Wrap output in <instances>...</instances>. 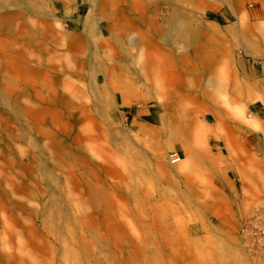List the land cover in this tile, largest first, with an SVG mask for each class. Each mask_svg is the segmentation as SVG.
Masks as SVG:
<instances>
[{
	"label": "rangeland",
	"instance_id": "obj_1",
	"mask_svg": "<svg viewBox=\"0 0 264 264\" xmlns=\"http://www.w3.org/2000/svg\"><path fill=\"white\" fill-rule=\"evenodd\" d=\"M7 1L0 0V264H264V253L249 254L237 235L264 199V146L251 140L259 135L248 124L264 121L252 86L264 82V0L180 4L194 26L211 32L210 76L201 82L216 78L209 89L228 120L197 93L182 108L175 86L153 85L157 98L136 83L115 98L96 94L88 73L79 79L82 54L100 42L113 49L96 26L101 0ZM169 1L142 6L169 14ZM62 78L71 90L58 88L55 103L50 87ZM185 78L191 89L193 76ZM178 131L183 141L174 139ZM127 208L164 215L138 217L143 229Z\"/></svg>",
	"mask_w": 264,
	"mask_h": 264
},
{
	"label": "bare ground",
	"instance_id": "obj_2",
	"mask_svg": "<svg viewBox=\"0 0 264 264\" xmlns=\"http://www.w3.org/2000/svg\"><path fill=\"white\" fill-rule=\"evenodd\" d=\"M26 1L27 0H8L7 2L17 5L19 3L22 4ZM171 1L174 2V0ZM176 1L180 5L182 3L194 4L196 0ZM146 2H149V0L100 1L99 6H101L104 14L102 13L103 15L98 19V22L96 23V26L99 29L98 34L100 33L102 36H104L105 33H108L109 37L107 42L113 47V49L112 52L103 51L104 43L100 42V45L94 48L93 53L88 52L84 56L82 54V60L79 63L80 71L77 74L78 78L82 79L88 73L92 88L96 94L101 95L108 90L115 96V98L117 97V95L125 98V96L134 88L133 85L136 83H139L147 93L149 91H152L155 97H157V94H160L161 91H158L157 88L153 89V85L158 86L161 84L162 87L161 85L159 87L161 88V90H164V92L170 89L173 90V87L175 86V98H177L178 102L179 99L181 100L182 108L183 98L197 93L200 98L205 97L209 103H214V106L212 105L211 108L215 109L213 112V114H215V117L221 114L224 116L225 120H228L229 116L227 115V112L221 109L220 105L215 104L216 102L218 104V101L216 100V96L211 94V91L217 84L216 78H212L215 83H210L209 85L202 84L201 82V78L209 74L208 67L205 63L208 58V55L206 54L208 52V49L205 47V45L208 43V40L210 38L209 34L211 33L209 29L201 30L202 27L199 28L198 26H194L197 25L194 19L192 18L193 20H191V18H189L190 16H186L185 13H183L182 9L180 8L181 5L179 6L177 4V7H173L172 2L169 1L168 4L171 7V12L169 14H164L162 12H153V14H146L145 5L142 6V4H145ZM114 6L116 8L114 10L111 9V7ZM128 8L130 11L127 12ZM262 8H264V6H262ZM134 11L137 12H135L136 14L133 16ZM87 19H90V17L87 16ZM102 21L104 23L106 22L105 28L103 30L101 28ZM212 31L217 33L218 35L224 36V34H222L221 31L217 30V28H212ZM228 31H230V29H227L225 32H227L228 34ZM201 34H204V36H202ZM200 36H202L201 38L204 40H202ZM180 43L187 46V50L185 52H180V50L177 49V45ZM180 48H182V46H180ZM132 49H136V51H133ZM83 52L85 53L84 50ZM24 59H26V56L24 57ZM27 64L29 65V63ZM177 65H180L182 70L177 67ZM130 69L133 72H131ZM50 71L55 74L58 69L53 65L52 67H50ZM198 72L200 73V76H197L196 73ZM41 73H43V71H41ZM60 74L61 76H63L64 70H61ZM189 75L193 76L194 81L191 89L188 88L185 80V77ZM70 76H73V74L70 73ZM209 76L210 75H208V77ZM58 81L59 84L57 88L55 87V84L50 87L51 95L53 94L52 97L54 98L55 103L56 100H59V97H61L59 96L60 94H58V88H62L67 92L71 90V80L62 78ZM210 85H213L212 90L209 89ZM252 86L253 89H257V91H259L260 93V96L258 95L257 98L264 101V82L256 81L253 82ZM163 87L164 89H162ZM167 94L168 93L165 94V97L167 96ZM68 104L69 102H66L65 106L68 107ZM160 106L163 107L164 105L162 104ZM157 107H159V105H157ZM98 110L100 112H104L102 103L99 104ZM179 110V114L181 111L183 112L182 109ZM66 112L68 113V111ZM245 121L246 120L243 117V128L245 126ZM248 122L250 130L259 135L258 139H256V137L250 136L251 140H257L256 142L258 144L264 146V121L254 119ZM185 136L186 134L184 135L183 133L178 131V134L174 139L178 137V140L181 139L183 141ZM170 138L172 137H169V139ZM227 140L224 142V144L227 148H229L230 144ZM103 201H106L105 197ZM126 212L136 222H138L139 220L138 217H141L144 221H147L148 218L149 220L155 222L156 219L161 218V216L164 215V213L162 212L160 213L156 210L153 211L152 208L144 209L142 211H139L138 213H133L130 208H127ZM140 222L141 223H138L137 225L142 226L143 229H146L148 227V224L146 222Z\"/></svg>",
	"mask_w": 264,
	"mask_h": 264
},
{
	"label": "built area",
	"instance_id": "obj_3",
	"mask_svg": "<svg viewBox=\"0 0 264 264\" xmlns=\"http://www.w3.org/2000/svg\"><path fill=\"white\" fill-rule=\"evenodd\" d=\"M171 163L180 157L177 152L169 153ZM238 240L242 248L249 254L264 253V199L251 207L240 221Z\"/></svg>",
	"mask_w": 264,
	"mask_h": 264
}]
</instances>
